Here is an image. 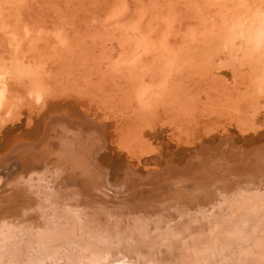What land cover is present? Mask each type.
Wrapping results in <instances>:
<instances>
[{"label": "rangeland", "instance_id": "1", "mask_svg": "<svg viewBox=\"0 0 264 264\" xmlns=\"http://www.w3.org/2000/svg\"><path fill=\"white\" fill-rule=\"evenodd\" d=\"M2 49L19 72L0 162L23 143L15 155L64 146L78 162L94 132L115 187L121 172L105 151L145 181L194 161L195 141L239 155L264 145V0H0ZM30 80L52 83L41 107L17 103Z\"/></svg>", "mask_w": 264, "mask_h": 264}, {"label": "bare ground", "instance_id": "2", "mask_svg": "<svg viewBox=\"0 0 264 264\" xmlns=\"http://www.w3.org/2000/svg\"><path fill=\"white\" fill-rule=\"evenodd\" d=\"M18 72V57L0 50V122ZM33 82L20 85L18 104L41 107L53 92ZM87 136L78 162L64 146L15 155L25 143L1 159L0 264H264V145L239 155L195 141L194 161L145 181L105 151L121 172L113 187L96 159L108 147Z\"/></svg>", "mask_w": 264, "mask_h": 264}]
</instances>
